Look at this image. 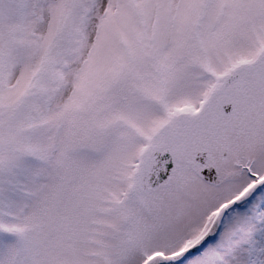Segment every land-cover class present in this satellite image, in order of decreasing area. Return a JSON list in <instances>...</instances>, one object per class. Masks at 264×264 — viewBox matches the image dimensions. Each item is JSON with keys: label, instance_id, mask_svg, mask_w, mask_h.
I'll return each instance as SVG.
<instances>
[{"label": "snow or ice", "instance_id": "obj_1", "mask_svg": "<svg viewBox=\"0 0 264 264\" xmlns=\"http://www.w3.org/2000/svg\"><path fill=\"white\" fill-rule=\"evenodd\" d=\"M0 264H264V0H0Z\"/></svg>", "mask_w": 264, "mask_h": 264}]
</instances>
